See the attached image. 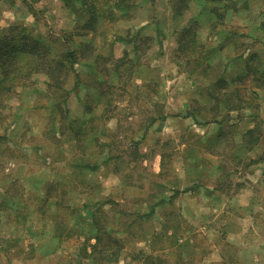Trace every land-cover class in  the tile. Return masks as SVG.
<instances>
[{
  "label": "rangeland",
  "instance_id": "1",
  "mask_svg": "<svg viewBox=\"0 0 264 264\" xmlns=\"http://www.w3.org/2000/svg\"><path fill=\"white\" fill-rule=\"evenodd\" d=\"M133 1L123 16L124 1L106 0L96 29L69 38L87 14L63 0L0 10V33L25 27L55 52L90 43L66 101L44 73L16 84L0 69V244L10 259L36 264L40 242L56 245L61 264H243L226 228L237 229L233 198L264 154L260 3L249 27L243 0ZM189 27L196 37L181 48Z\"/></svg>",
  "mask_w": 264,
  "mask_h": 264
},
{
  "label": "trees",
  "instance_id": "2",
  "mask_svg": "<svg viewBox=\"0 0 264 264\" xmlns=\"http://www.w3.org/2000/svg\"><path fill=\"white\" fill-rule=\"evenodd\" d=\"M63 1L66 3V5H69L72 8V11L76 12L78 16H84L85 14H87L84 22L79 24L76 27V31L74 30L67 36L68 38L71 36H82L87 34V32L89 33L90 31H94L96 29V23L102 15V13L98 12L101 11V7H103L106 0H80V6L76 4V0ZM118 1L120 3H122L123 1L125 2V11L122 15L127 16L128 10L131 5H133L134 1ZM182 3V5L185 6L189 5V1L187 2L185 0H182ZM106 13L111 15L113 14V10H107ZM25 30V27H20L18 25H12L8 28L1 29L0 69L5 77L4 79L12 75L13 79H17L16 84H21L32 73H44L49 78V80H47L48 86L60 91L61 98L66 101L70 94V90L66 88V83L68 82L71 73H75L78 76L79 80L80 73L76 70L75 64L88 57V54L85 53V49L89 51L90 43H81L79 48L67 47V49L61 52H55L52 51V46L45 40H43L41 36H33ZM196 33V30L194 29L193 31L191 27L184 28L180 32V47L183 48V43L188 44L187 40L189 37L190 39H195ZM89 54L91 53L89 52ZM25 55L30 56L33 59V62L28 66H21L18 62L19 58L25 57ZM112 61V70H114L119 75V66L122 62V59L113 58ZM99 81L101 82V80ZM3 82H0V92L3 89V86H1ZM88 108L89 111L92 110V108H90L89 106ZM65 112L67 114L68 109ZM189 114L192 115L193 112ZM80 130L81 129H79L77 133ZM247 133L248 136H251L253 134V130L250 129L247 131ZM94 139L98 140V137H95ZM101 146L104 147L106 146V144L102 143ZM100 152H102V150H100ZM108 153L109 157H107V160L112 159V154L110 152ZM84 165L92 169H95L98 166V164H92L91 161L86 162V164Z\"/></svg>",
  "mask_w": 264,
  "mask_h": 264
},
{
  "label": "crops",
  "instance_id": "3",
  "mask_svg": "<svg viewBox=\"0 0 264 264\" xmlns=\"http://www.w3.org/2000/svg\"><path fill=\"white\" fill-rule=\"evenodd\" d=\"M243 1L245 8H241V10L244 11V25L249 27L258 25L253 21L256 19L255 12L258 10L256 4L259 2L260 12L262 13L260 25L261 28H264V0ZM17 3L18 0H0V10H15L18 8ZM228 8L227 6V10H229ZM241 10L237 13L240 14V16L242 15ZM244 174V183L241 184V189L238 190L236 196L233 198L235 201L234 213L231 212V216L229 214L230 219L237 222V229L233 230L232 226L226 228L230 233V235H228V240L231 241L230 246L238 253L239 259H242L241 262L243 264L252 262L254 264H264V154H261L259 162H255L247 167ZM244 220L245 222L243 224ZM46 222H48V225L51 227V219L46 220L45 223ZM54 231L55 230H50L48 233H54ZM36 232L39 233L37 228L35 229V234H38ZM42 232L43 230L40 229V233ZM46 232L47 231H45V233ZM39 243L40 242L36 243V264L40 263V258L42 262H46V264H61L56 256V245L51 244L50 246L40 247ZM0 249V254H4L5 264H28L29 262L25 254L21 255L18 259H10L6 252L9 250L7 245L3 246L0 244Z\"/></svg>",
  "mask_w": 264,
  "mask_h": 264
}]
</instances>
